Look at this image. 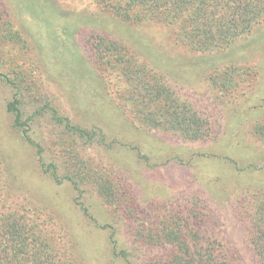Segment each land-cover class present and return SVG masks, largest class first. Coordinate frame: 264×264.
Segmentation results:
<instances>
[{
    "label": "rangeland",
    "instance_id": "374dc122",
    "mask_svg": "<svg viewBox=\"0 0 264 264\" xmlns=\"http://www.w3.org/2000/svg\"><path fill=\"white\" fill-rule=\"evenodd\" d=\"M154 26L100 0H0L2 182L51 228L61 264H159L179 225L221 241L233 264H264L250 239L264 201V22L213 51ZM110 40L158 75L102 64ZM163 83L205 133L137 118L131 98Z\"/></svg>",
    "mask_w": 264,
    "mask_h": 264
},
{
    "label": "trees",
    "instance_id": "16d2710c",
    "mask_svg": "<svg viewBox=\"0 0 264 264\" xmlns=\"http://www.w3.org/2000/svg\"><path fill=\"white\" fill-rule=\"evenodd\" d=\"M100 1L123 22L135 26L151 23L155 25L152 29L167 28L169 31L177 28L174 45L181 44L196 50L226 49L264 22V0ZM99 53L102 64H124L125 73L131 79L139 76L147 80L151 74L158 75L145 62H140V56L132 47L119 40L101 45ZM221 85H226V82H221ZM131 99L137 118L145 123L181 128L190 136L205 133L200 119L195 114L182 111L184 107L176 104L174 92L167 83L150 87L144 85L141 93ZM152 105L155 109L151 110ZM7 109L15 123L21 124L24 112L22 100L17 94L9 100ZM2 177L0 171V264L65 263L62 259L64 251L52 241L53 235L48 232L51 228L29 213V209L19 202L20 198L2 182ZM185 226L179 225L178 230L171 233H176L170 241L177 247L176 252L170 259L160 260L159 264H233L221 241L212 236L204 237L200 234L201 228L196 230L198 233L190 241L185 234ZM250 233L253 249L264 262V201L260 204L258 216L256 211ZM166 244L168 242H164Z\"/></svg>",
    "mask_w": 264,
    "mask_h": 264
}]
</instances>
